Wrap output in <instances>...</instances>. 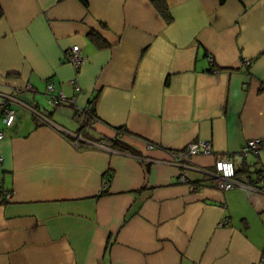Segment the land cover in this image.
I'll use <instances>...</instances> for the list:
<instances>
[{
  "label": "crops",
  "instance_id": "obj_1",
  "mask_svg": "<svg viewBox=\"0 0 264 264\" xmlns=\"http://www.w3.org/2000/svg\"><path fill=\"white\" fill-rule=\"evenodd\" d=\"M164 3L169 22L152 0H0V92L51 121L12 104L6 126L0 111V264L264 263V193L202 172L228 153L235 170H264V150L238 154L264 138V0ZM47 83L75 102L53 107ZM94 97L93 116L76 113ZM65 131L134 152L77 148ZM200 139L212 153L188 156L192 168L160 162Z\"/></svg>",
  "mask_w": 264,
  "mask_h": 264
},
{
  "label": "built area",
  "instance_id": "obj_2",
  "mask_svg": "<svg viewBox=\"0 0 264 264\" xmlns=\"http://www.w3.org/2000/svg\"><path fill=\"white\" fill-rule=\"evenodd\" d=\"M65 59L68 63H70L76 71H78L81 64L84 63L85 58L81 54L78 45L72 46L65 52ZM211 61V57H209ZM250 61L245 60V64L249 65ZM217 70H213L216 72ZM74 78V85L78 88L76 81ZM29 89L31 87H28ZM20 91V90H19ZM45 96L48 102L53 106L56 107L61 103H68L73 104L75 102L74 97H67L62 91L57 90L52 83H47L45 89ZM14 104H17L20 107H23L28 111V113L38 121L40 124H50L51 121L49 118L44 115L38 108L33 106L30 103H27L17 97L15 94L12 93H3L0 92V111L3 116V121L6 126H11L14 123L16 111L13 107ZM90 109V105L82 108L77 109L79 112H86L88 113ZM68 139L70 143L74 147H95L98 149L106 150L109 152H121L112 148L110 145L106 144L103 141H96L91 139L85 135H83L82 131H75V132H67ZM4 137L3 130L0 129V142ZM148 149L153 148L155 145L151 142L146 144ZM262 150H264V138L256 137L247 140L239 149L238 154L242 157H247L249 155H258ZM212 153V145L210 140H196L194 142L189 143L184 149L178 151H169V159L160 161L167 164L175 165L182 169L192 168L189 164L186 163V158L188 156L196 155V154H210ZM233 156L234 154L228 153L226 155H221L216 158L213 169L211 170H202L204 176L209 179L213 186L220 190H230L233 188H239L244 191H255L264 193V189L259 186L253 185L250 181L249 177H246L243 180L237 179L235 177V167L233 163ZM146 161H151L147 157H143ZM3 161V156L0 152V163ZM159 161V160H158ZM257 179L259 180V184L264 182V175H256ZM178 180L182 182H187V177L185 172H180L178 175ZM108 179L104 180L102 185L101 191H104L107 187ZM191 188H197L196 186L190 185ZM4 197L9 200L10 193H4ZM226 223L225 219H222L218 222V227H222ZM262 256H264V249H262ZM264 264V263H258Z\"/></svg>",
  "mask_w": 264,
  "mask_h": 264
},
{
  "label": "trees",
  "instance_id": "obj_3",
  "mask_svg": "<svg viewBox=\"0 0 264 264\" xmlns=\"http://www.w3.org/2000/svg\"><path fill=\"white\" fill-rule=\"evenodd\" d=\"M84 5H86V0H80ZM154 5L156 6L158 12L160 13V15L166 20V21H170L171 19V15L167 9V6L164 3V0H152ZM3 15V10L2 7L0 5V18ZM88 36L90 38V40L92 41V43L94 45H96L98 48H102L104 46H106V43L104 42V40L100 37V35L98 33H96L95 31H90L88 33ZM248 66V65H247ZM97 97V96H96ZM96 97H94L93 101H91L92 105L89 109L88 115L89 116H93L95 113V100ZM76 113H81L78 110L76 111ZM93 120H97L96 117H94L92 119ZM102 141L105 142L106 144L110 145L112 148L122 151V152H134L132 151L127 145L122 144L119 140L115 139V138H110V139H104L102 138ZM242 157V156H241ZM246 157V156H245ZM246 164V163H245ZM264 175V170H260V169H250L249 165H246L244 167L238 168L235 170V177L237 179L243 180L246 177L250 178V181L253 185L259 186L262 189H264V182H262V184H259V180L257 179L256 175Z\"/></svg>",
  "mask_w": 264,
  "mask_h": 264
},
{
  "label": "rangeland",
  "instance_id": "obj_4",
  "mask_svg": "<svg viewBox=\"0 0 264 264\" xmlns=\"http://www.w3.org/2000/svg\"><path fill=\"white\" fill-rule=\"evenodd\" d=\"M84 62H85V61H84ZM81 65H82V64H81ZM81 65H80V66H81ZM79 68H80V67H79Z\"/></svg>",
  "mask_w": 264,
  "mask_h": 264
}]
</instances>
